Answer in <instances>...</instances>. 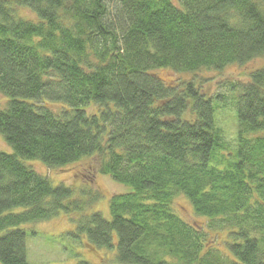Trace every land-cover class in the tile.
Segmentation results:
<instances>
[{
  "label": "trees",
  "instance_id": "1",
  "mask_svg": "<svg viewBox=\"0 0 264 264\" xmlns=\"http://www.w3.org/2000/svg\"><path fill=\"white\" fill-rule=\"evenodd\" d=\"M257 59L264 0H0V135L13 150L0 152V264H31L22 226L101 199L69 200L24 161L87 159L130 189L108 198L110 218L77 221L114 264H264V66L213 95L202 74ZM160 70L193 77L167 84ZM180 199L205 221L185 220Z\"/></svg>",
  "mask_w": 264,
  "mask_h": 264
},
{
  "label": "rangeland",
  "instance_id": "2",
  "mask_svg": "<svg viewBox=\"0 0 264 264\" xmlns=\"http://www.w3.org/2000/svg\"><path fill=\"white\" fill-rule=\"evenodd\" d=\"M21 15L28 19L32 16L29 10H21ZM263 66L264 59H257L245 66L229 67L221 73L202 74L210 78L211 82L208 84L209 95H213V92L217 90L220 84L229 80L246 81V76L251 71L260 69ZM156 73L167 84H175L183 79L190 80L193 77L189 74H175L169 70H160ZM6 103L7 99L4 96H0V109L6 108ZM226 107L228 106L226 105ZM226 107L220 108L221 111L218 113L217 118L220 122L222 121V126L229 132V135L233 136V134L235 135V129H237V126H235L237 125L236 111L233 108L234 112H232L230 108ZM0 152L13 153L12 148L6 143L2 135H0ZM24 162L25 165L32 167L36 172L47 176L53 186L64 184L71 187L74 195L69 200H78L81 204L88 203L91 196H81V191L83 190L85 192L91 190L93 196H96V194L101 196L97 203L91 197L89 207H85L86 210H77L74 215L72 214L71 217H74V222L70 219V215L61 211L60 215L49 221L39 224L28 223L22 226L20 229H24L28 235L26 242L28 262L31 264H77L78 262L86 261L91 264H114L115 256L113 253L103 248L98 249V247L86 245L87 236L78 235L77 221L83 217L82 213L85 214L92 210L101 212L107 219L110 218L108 198L113 195H122L130 191V189L124 185L116 184L107 176L99 175L94 168L96 162L92 159L83 160L61 169H48L43 163L38 161ZM176 203L180 214L185 220L196 224H201L205 221V219L194 215L192 207L187 200L180 199ZM216 236H219V233L212 232L211 237L215 239Z\"/></svg>",
  "mask_w": 264,
  "mask_h": 264
}]
</instances>
